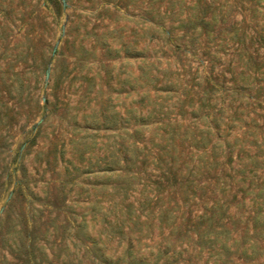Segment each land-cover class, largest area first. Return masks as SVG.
Returning a JSON list of instances; mask_svg holds the SVG:
<instances>
[{"label":"trees","instance_id":"1","mask_svg":"<svg viewBox=\"0 0 264 264\" xmlns=\"http://www.w3.org/2000/svg\"><path fill=\"white\" fill-rule=\"evenodd\" d=\"M141 7L137 107L103 116L121 141L73 238L91 264H264V0Z\"/></svg>","mask_w":264,"mask_h":264},{"label":"rangeland","instance_id":"2","mask_svg":"<svg viewBox=\"0 0 264 264\" xmlns=\"http://www.w3.org/2000/svg\"><path fill=\"white\" fill-rule=\"evenodd\" d=\"M145 2L0 0V264H91L73 236L102 197L96 159L121 141L103 116L137 107Z\"/></svg>","mask_w":264,"mask_h":264}]
</instances>
